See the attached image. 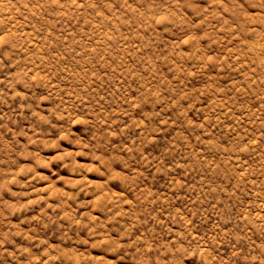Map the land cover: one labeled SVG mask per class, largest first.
Instances as JSON below:
<instances>
[{
    "label": "rangeland",
    "instance_id": "obj_1",
    "mask_svg": "<svg viewBox=\"0 0 264 264\" xmlns=\"http://www.w3.org/2000/svg\"><path fill=\"white\" fill-rule=\"evenodd\" d=\"M0 264H264V0H0Z\"/></svg>",
    "mask_w": 264,
    "mask_h": 264
}]
</instances>
